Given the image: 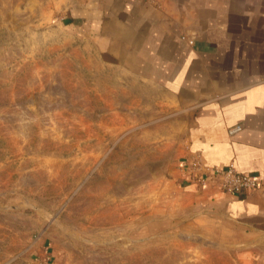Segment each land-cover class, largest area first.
Listing matches in <instances>:
<instances>
[{
    "label": "rangeland",
    "instance_id": "374dc122",
    "mask_svg": "<svg viewBox=\"0 0 264 264\" xmlns=\"http://www.w3.org/2000/svg\"><path fill=\"white\" fill-rule=\"evenodd\" d=\"M118 51L0 0V264H239L178 189L183 112Z\"/></svg>",
    "mask_w": 264,
    "mask_h": 264
},
{
    "label": "crops",
    "instance_id": "0c3cea01",
    "mask_svg": "<svg viewBox=\"0 0 264 264\" xmlns=\"http://www.w3.org/2000/svg\"><path fill=\"white\" fill-rule=\"evenodd\" d=\"M52 1L66 32L115 44L130 75L173 99L187 210L216 236L229 225L239 264H264V186L227 193L213 177L234 166L264 178V0Z\"/></svg>",
    "mask_w": 264,
    "mask_h": 264
},
{
    "label": "built area",
    "instance_id": "2783aa9c",
    "mask_svg": "<svg viewBox=\"0 0 264 264\" xmlns=\"http://www.w3.org/2000/svg\"><path fill=\"white\" fill-rule=\"evenodd\" d=\"M241 129V126L237 125L230 128V132ZM191 163L185 162L183 167L185 170L190 168ZM213 177L218 181L219 187L227 193H238L244 189L259 190L264 186V178L258 174L242 173L234 166L227 168L216 167L213 172Z\"/></svg>",
    "mask_w": 264,
    "mask_h": 264
}]
</instances>
